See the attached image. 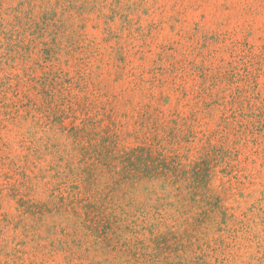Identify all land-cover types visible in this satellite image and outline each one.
Returning a JSON list of instances; mask_svg holds the SVG:
<instances>
[{"label":"rangeland","instance_id":"1","mask_svg":"<svg viewBox=\"0 0 264 264\" xmlns=\"http://www.w3.org/2000/svg\"><path fill=\"white\" fill-rule=\"evenodd\" d=\"M0 264H264V0H0Z\"/></svg>","mask_w":264,"mask_h":264},{"label":"trees","instance_id":"2","mask_svg":"<svg viewBox=\"0 0 264 264\" xmlns=\"http://www.w3.org/2000/svg\"><path fill=\"white\" fill-rule=\"evenodd\" d=\"M139 150H133L127 152L124 156V167L127 172H149L153 171L162 172V174L170 172L172 170H180V160L178 157H155L152 154H145L143 152H138ZM147 170V171H146Z\"/></svg>","mask_w":264,"mask_h":264}]
</instances>
